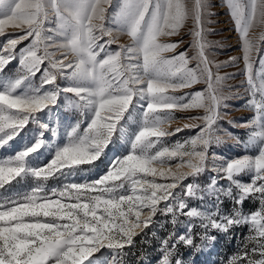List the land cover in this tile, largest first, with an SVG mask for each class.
<instances>
[{
	"label": "snow or ice",
	"instance_id": "obj_1",
	"mask_svg": "<svg viewBox=\"0 0 264 264\" xmlns=\"http://www.w3.org/2000/svg\"><path fill=\"white\" fill-rule=\"evenodd\" d=\"M224 4L241 55L217 63L210 0H0V150L14 152L0 157V264H127L157 215L174 230L156 264H185L180 245L239 226L248 234L227 264H264V0ZM183 35L191 55L177 51ZM237 60L245 79L235 87L253 115L239 125L245 140L223 130L243 149L229 158L213 148L225 143L221 110L240 92L226 93L213 68ZM62 103L82 119L54 141ZM177 112L189 122L173 128ZM185 129L195 133L172 142ZM117 140L124 151L109 157ZM248 201L257 206L245 212Z\"/></svg>",
	"mask_w": 264,
	"mask_h": 264
},
{
	"label": "rangeland",
	"instance_id": "obj_2",
	"mask_svg": "<svg viewBox=\"0 0 264 264\" xmlns=\"http://www.w3.org/2000/svg\"><path fill=\"white\" fill-rule=\"evenodd\" d=\"M119 0H113V5H117ZM211 9L210 11L215 13V15L209 16L208 20L210 23L206 25L208 29L212 31L208 34L207 39L213 41L212 47L209 50V58L214 62L221 63L229 61L230 57H238L241 55V50L239 46L238 34L234 29L233 21L230 18L228 10L224 4V0H210ZM191 27V21L187 22L185 29L182 30V34L187 32V29ZM261 29L259 27L252 30V35L258 36ZM173 40L177 39L175 37L171 38ZM191 39L188 35H183V43L177 51H188L189 54H192V50L188 47V41ZM120 43H127V36L120 37ZM28 43L25 41L19 47H24ZM112 48L115 49L116 45L113 44ZM170 55V53H166ZM256 55L255 53L253 54ZM259 55L264 56V51ZM194 66V65H193ZM256 68H259V60H256ZM243 69V61L237 60L235 63H227L224 66L220 67L218 70L213 68V72L221 76H226L227 78L223 81L224 91L227 93L231 92H240V95L236 98H232L226 101L228 104L227 108L221 110V120L220 126L222 131L220 135L224 136L225 143L215 146L213 151L217 154L225 157H234L239 154H243V149L241 146L237 145L233 140L229 139L223 130L231 132L236 136H239L241 140L246 139L245 129L239 127L240 124L247 122L251 119L253 112L246 108L244 105L247 101V96L244 92V88H237L236 85L240 84L245 77L240 74ZM17 71V63L14 62L7 66L4 70V76H10L15 74ZM234 74V75H233ZM36 82L39 83V75L35 78ZM231 86V87H229ZM204 84H197L193 86L192 90L199 91ZM189 91V90H182ZM178 93V94H182ZM177 119L172 123V127L182 126L184 123L189 121L185 120L183 117L185 113L177 112ZM47 114L45 119H47ZM52 123L54 126L58 127V135L53 138V140H62L66 139V129L63 126L74 124L77 119H82L78 113H74L71 110L67 109L62 103L59 108L53 109L52 114ZM232 120L233 124H229L228 121ZM63 125V126H62ZM86 126V125H85ZM30 128L35 127V125H30ZM195 129L188 130L185 129L183 132L176 134L172 138V142L175 140H182L187 136L194 134ZM28 133H25L17 141L14 142L15 149L19 150V146L23 143L25 136ZM50 135V134H49ZM109 157L114 155H119L124 151V148L121 145V142L117 140L115 144L109 147L107 150ZM14 154L9 153L7 150H0V157ZM107 159V158H105ZM106 167L104 162H101L100 169L104 170ZM213 175L211 172H207L199 178L201 184H206L209 181L210 176ZM242 179H247V177H242ZM198 204L197 201L192 202ZM257 205L254 202L248 201L243 205L244 211L248 212L252 209H255ZM223 209L228 211L230 209V204L228 201H225L223 204ZM171 217H166L164 215H157L154 218V222L147 229H145L142 236L135 238V247L126 249L128 256L126 257L127 264H156L159 258V240L167 236L169 232L174 230L173 225L170 223ZM197 232L202 233V230L197 228ZM248 234L247 226L234 227L228 233L218 232L216 230H210L208 235L215 237L214 240H205L201 241L199 236L196 237L195 243L201 245V247H185L184 245L179 246V255L184 260L185 264H227L229 257L239 250L243 246L244 237Z\"/></svg>",
	"mask_w": 264,
	"mask_h": 264
}]
</instances>
